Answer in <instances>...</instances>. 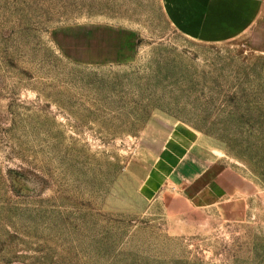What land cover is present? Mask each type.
Masks as SVG:
<instances>
[{
    "label": "rangeland",
    "instance_id": "rangeland-1",
    "mask_svg": "<svg viewBox=\"0 0 264 264\" xmlns=\"http://www.w3.org/2000/svg\"><path fill=\"white\" fill-rule=\"evenodd\" d=\"M173 130L236 217L163 183ZM0 264H264V0H0Z\"/></svg>",
    "mask_w": 264,
    "mask_h": 264
},
{
    "label": "crops",
    "instance_id": "crops-1",
    "mask_svg": "<svg viewBox=\"0 0 264 264\" xmlns=\"http://www.w3.org/2000/svg\"><path fill=\"white\" fill-rule=\"evenodd\" d=\"M197 145H199L197 137L195 138L187 130L185 132L175 131L172 138L164 141L158 157L159 165L163 166V183L170 176L178 182L185 178L189 181L185 183L187 186H197V193L206 189L215 200L228 196L223 199L225 201L233 199V202H227L224 209L225 214L229 217H236L241 199L250 191L251 184L237 172L224 168ZM153 186L154 183L149 180L143 188L145 194L151 195ZM236 200H240L239 205H235Z\"/></svg>",
    "mask_w": 264,
    "mask_h": 264
}]
</instances>
